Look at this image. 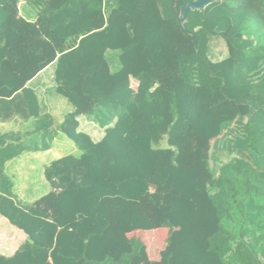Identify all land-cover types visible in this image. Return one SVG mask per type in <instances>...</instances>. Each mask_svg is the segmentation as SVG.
<instances>
[{"label": "trees", "instance_id": "1", "mask_svg": "<svg viewBox=\"0 0 264 264\" xmlns=\"http://www.w3.org/2000/svg\"><path fill=\"white\" fill-rule=\"evenodd\" d=\"M20 1L0 0V102L29 93L39 116L25 86L55 67L74 109L61 130L81 154L45 169L50 205H18L3 178L0 216L26 241L0 264H264V0H215L183 26L194 0H35V22ZM79 116H94L99 142ZM221 138L236 157L216 174ZM164 228L177 231L159 262L127 237Z\"/></svg>", "mask_w": 264, "mask_h": 264}, {"label": "crops", "instance_id": "2", "mask_svg": "<svg viewBox=\"0 0 264 264\" xmlns=\"http://www.w3.org/2000/svg\"><path fill=\"white\" fill-rule=\"evenodd\" d=\"M18 15L27 22H35L38 16L35 0H21ZM50 67L38 73L25 86L36 96L39 116L29 115L30 109L35 110L29 93L20 91L6 102H0V183H4V178L12 184L11 197L23 207L39 201L50 205L52 190L45 180V169L65 156L78 157L81 154L61 130L67 115L74 109L56 92L54 70L48 71ZM77 122V132L89 136L94 143L103 138L104 129L96 124L94 116H79ZM27 186L32 188L29 193ZM39 186L43 187L42 190ZM0 224L7 225L6 234L0 240V255L10 257L26 241V236L2 216ZM142 233L145 234L137 230L127 237L140 240L146 246L149 259L159 262L158 254L163 250L165 241H154L155 256L150 257V247ZM161 237L164 238V234L161 233Z\"/></svg>", "mask_w": 264, "mask_h": 264}, {"label": "rangeland", "instance_id": "3", "mask_svg": "<svg viewBox=\"0 0 264 264\" xmlns=\"http://www.w3.org/2000/svg\"><path fill=\"white\" fill-rule=\"evenodd\" d=\"M210 51H211V58L216 60V61L222 60L226 55L225 45H224L223 41L220 39L214 40L212 42ZM119 55H120V51H108L106 53V59L109 63V67H110L111 72H115L120 68ZM54 68L55 67L51 66L48 71H52V70H54ZM130 83H131L132 89L136 90L137 81L132 79ZM222 141H224V138L223 139L221 138L218 140V143L215 144L216 148H215V146L213 147V145H211L212 146L211 166L214 169L216 174H217L218 169L221 165L228 162L233 157H236L235 153H232V155L228 154L227 147L225 145L222 146V144H220V142H222ZM213 143H214V141L211 142V144H213ZM158 146H161V148H165V149L168 148L166 137H164L156 147H158ZM78 154H79V152H78ZM213 155L214 156L216 155L217 158L214 157ZM39 187L42 190L43 187L42 186H39ZM18 188L21 189V187H18ZM27 188H29L28 192H27V193H29L32 190V188L29 186H27ZM160 230H161L160 232L162 234H164V238L161 237V233L159 232V230H157L155 233L153 231L152 232L143 231L145 234H143V233L141 234L142 237H144V239H146L148 242V245L150 247L149 251H150V254L152 257L154 255V250H153L154 241H156L158 239L159 240L162 239L166 243L168 235L170 236L175 231H177L176 228H173L172 230H169L167 228L160 229ZM6 231H7V225L6 224H0V240L4 238ZM169 233H171V234H169Z\"/></svg>", "mask_w": 264, "mask_h": 264}, {"label": "water", "instance_id": "4", "mask_svg": "<svg viewBox=\"0 0 264 264\" xmlns=\"http://www.w3.org/2000/svg\"><path fill=\"white\" fill-rule=\"evenodd\" d=\"M215 0H194L192 2H188L187 4L183 5L180 9V15L178 23L183 26L184 23L187 21V15L189 11H198L201 12L207 6L214 3Z\"/></svg>", "mask_w": 264, "mask_h": 264}]
</instances>
